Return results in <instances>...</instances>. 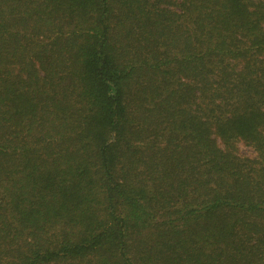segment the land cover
<instances>
[{
	"label": "trees",
	"instance_id": "16d2710c",
	"mask_svg": "<svg viewBox=\"0 0 264 264\" xmlns=\"http://www.w3.org/2000/svg\"><path fill=\"white\" fill-rule=\"evenodd\" d=\"M0 264H264V0H0Z\"/></svg>",
	"mask_w": 264,
	"mask_h": 264
}]
</instances>
